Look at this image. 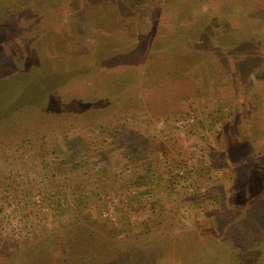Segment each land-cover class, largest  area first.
I'll return each instance as SVG.
<instances>
[{"label":"rangeland","instance_id":"1","mask_svg":"<svg viewBox=\"0 0 264 264\" xmlns=\"http://www.w3.org/2000/svg\"><path fill=\"white\" fill-rule=\"evenodd\" d=\"M40 1V19L27 3L0 27V104L26 87L20 108L49 107L0 123V264L256 260L246 250L264 234V0H145L122 15ZM64 105L70 121L57 117ZM61 153L72 157L63 171L75 169L54 183ZM101 186L106 195L89 193ZM125 201L146 209L106 224Z\"/></svg>","mask_w":264,"mask_h":264},{"label":"trees","instance_id":"2","mask_svg":"<svg viewBox=\"0 0 264 264\" xmlns=\"http://www.w3.org/2000/svg\"><path fill=\"white\" fill-rule=\"evenodd\" d=\"M143 1H145V0H82L83 4H80V5H83L84 8L87 9V11L91 10V12H93V13L103 10L105 15L108 14V13H111L108 10L113 11V9H115V8L119 9L121 7L120 10H117V9L115 10L114 15H122V13H124V11L127 10L126 6H131V5L133 6V4L137 5V4L143 3ZM178 1L179 0H154L156 5L162 6V8H165L166 6H167V8H169L170 7L169 5H177ZM50 2H51V0H45V5L49 4ZM65 2L67 3V7L70 6V1H67V0L63 1V2L61 0L60 3L64 4ZM183 2H184V4H188L190 2V0H189L188 3H187V0H183ZM27 3H29L30 5L33 6V7L30 8V10L32 11L33 14H35V18L34 19H40L44 15L45 11H47V7L48 6H46V8L44 6V9H43V7H41V1L40 0H11V1L9 0L7 2H6V0H0V27L4 23H6L8 20H10L11 16H13V15L18 16L19 15L18 14L19 11L17 9L19 7H24L25 5H27ZM203 4L205 5V3H203ZM204 5L202 7H204ZM111 6L115 7V8H111ZM205 6H207V5H205ZM199 7H201V6H199ZM71 10H72V8L71 9L70 8L66 9L67 14L64 17L67 20H70V19L72 20V18H73L70 15V11ZM201 10L203 12H205V9L199 8L200 12H201ZM206 11H208V10L206 9ZM16 12H17V14H16ZM38 13L39 14L42 13V16L39 15ZM80 13H81V15H83L86 12L80 10ZM195 13H196V10L193 11V13L191 14L192 15V16H190L191 20L196 21V17H194ZM19 17H20V15H19ZM103 17H105V16H103ZM31 19H33V18H31ZM31 19H29L28 22L31 23ZM75 20H76V18H75ZM172 31H174V30H172ZM172 31H171V34H172ZM171 34H168V35L166 34L167 40L163 41V46H164V48H163L164 50L163 51L164 52H165V50L167 48L169 49V47H168L170 45L169 43H171L170 41L173 40V37H172ZM8 47H9V48H7L8 51L11 50V47L9 45H8ZM60 60H61L60 58H54L52 62L59 63L61 65L63 61H60ZM93 63H94L93 65H95V67L99 68L100 60L94 59ZM38 86H39V84H38ZM24 90H26V87H25ZM24 90H23V87H22L18 92L16 91L17 92L16 94H14L13 96L7 97V99H4L3 102L0 104V121H1L0 123H2V122L6 123V121L9 120V115H11L10 118H14L15 117L16 119H22V117H26L25 115L31 114L35 109H37V107L42 112H45L46 110L48 112L47 108H49V107H48V104L46 103V100H41V99L39 100L38 103H37V101L35 103H32L30 101L31 102L30 105L28 104V106L20 108L19 106H21V105H19V103L24 98V93H25ZM45 104H47V106ZM66 109H67L66 105L60 107V109L58 110L59 112L57 113L58 114L57 115L58 119L62 118V119H66L67 121H70V118L68 117V115L65 114L66 113ZM66 123H69V122H66ZM32 148H34V146ZM56 159H57V161H59L56 164L59 167H57V166L56 167H54V166L51 167V172H50L51 180L54 183H57L58 180H61L63 175L71 174L74 171V169H75V168H72L70 171H67V170L63 171V168H64L63 166L67 165L68 163H70V161L72 159V157L69 156L68 154H66V153L57 154L56 155ZM131 160H132L133 163L137 162L135 154L132 155ZM88 164H89V161L88 162H84L83 166L84 165L87 166ZM109 166H110L109 164H103V165H101L98 168V171H97L98 174H102L103 175L105 180L108 179V178H111V176H110L111 169L109 168ZM131 181L133 183V180H131ZM148 181H150L148 185H152L153 184L151 179L147 180V182L144 181V179H142V181L140 180L139 182L134 183V184L131 183V185L133 187H135V184H136L137 186L141 187V186L147 184ZM155 185H159V184H155ZM122 186H124V185H122ZM125 187L126 186H124V188ZM63 189H65V193H67V194H69V191L71 190L69 184H64V188ZM263 191H264V186H263ZM133 192L135 193L134 190H133ZM133 192L131 194H133ZM148 192H150V190H148ZM89 193H91L92 195H97V196L101 197V195H106L108 192H107V190H106V188L104 186H101V187H98L96 190H94L92 192H89ZM251 193L252 194H248V195H252L253 196V194L255 192L251 191ZM263 194H264V192H263ZM87 196H89L88 193H87ZM145 209H146V205L145 204H140L139 203V205H137L136 203L134 204V202H130V201L126 202L125 201L119 207H116V209L114 210L113 215H114L115 221L111 217H107L106 218V224H108L110 226H115V225L118 226V224L122 225L124 221L128 220V217H131V216L135 217L139 213L144 212ZM213 235H214L213 233H208L206 237L209 238V237H212ZM255 243L256 242H254L253 244H249V249L246 250V251L250 252V255L247 256V259L253 258V257L256 258V260H254L253 262H250V264H264V246H263V244H264V234H263V240L260 242V244L257 246ZM242 253L246 254L245 251L240 252V253L236 252L235 256L233 254V257H234L233 260H234L235 264H249L242 257V255H243ZM17 260H19V262L21 264H25V263L29 264L30 263V261L28 259L26 261L25 258H17ZM113 261H115V260L113 259L112 262Z\"/></svg>","mask_w":264,"mask_h":264}]
</instances>
